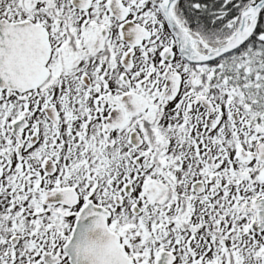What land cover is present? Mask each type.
Returning <instances> with one entry per match:
<instances>
[{
	"label": "snow or ice",
	"instance_id": "obj_1",
	"mask_svg": "<svg viewBox=\"0 0 264 264\" xmlns=\"http://www.w3.org/2000/svg\"><path fill=\"white\" fill-rule=\"evenodd\" d=\"M0 264H264V0H0Z\"/></svg>",
	"mask_w": 264,
	"mask_h": 264
}]
</instances>
